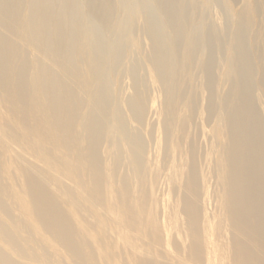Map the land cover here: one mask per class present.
I'll return each mask as SVG.
<instances>
[{"label":"bare ground","instance_id":"bare-ground-1","mask_svg":"<svg viewBox=\"0 0 264 264\" xmlns=\"http://www.w3.org/2000/svg\"><path fill=\"white\" fill-rule=\"evenodd\" d=\"M205 1L0 0V264H264V0H221L225 34ZM139 14L141 75L123 64ZM148 80L163 97L156 162ZM202 110L220 119L212 216L186 135Z\"/></svg>","mask_w":264,"mask_h":264},{"label":"rangeland","instance_id":"rangeland-1","mask_svg":"<svg viewBox=\"0 0 264 264\" xmlns=\"http://www.w3.org/2000/svg\"><path fill=\"white\" fill-rule=\"evenodd\" d=\"M205 2L207 4H205L204 7H202L203 21L206 24H214L215 27L218 25L219 31L222 34H225L228 17L226 16L225 9L221 3L222 1L221 0H206ZM240 3L241 2H238L237 5H240ZM226 17H227V20H226ZM143 19H144V16L142 14H139L136 17L135 29H134V34H136L135 37L138 40L140 39L139 48L142 49L141 50L142 52L140 51L139 48L132 49L123 58V64L125 66H131L133 64L138 66V70H137L138 75H141L142 69H140V67L143 64L145 55L150 49V42H149L147 34L145 33ZM131 53H133L134 55L133 54L131 55ZM129 59L131 62L129 61ZM196 72L199 74L198 70H196ZM122 75L120 77L119 84L121 85V95L123 97H126L132 91V77L125 73L123 76ZM196 80H197L196 84H198L200 81L199 76H197ZM201 95L204 97H202L201 99V96H200V99H199L200 106L199 107L203 109V106L206 104L205 92L201 91ZM148 99H149L150 104L146 111L147 113H145L144 123H143L144 126L142 128V132L147 141V145H146L147 155L152 161L156 162V160H158L161 156V151H162V146H163V142H162L163 136H162V127H161L163 97H162L161 88L157 82L148 80ZM219 120L215 116H208L206 112L202 110L200 113L197 112L195 116H193V120H191L189 124H187L186 126L187 127L186 128L187 140L189 141L191 140L195 142V145L197 149L199 150L200 167L202 171L205 173V183L204 184L206 185V192L203 194L204 197L201 198V200H202V205L205 207L209 215L215 214L219 209V193H220L221 186L219 184V177L216 173L217 172L216 170L218 168L217 158H219V155H217L215 151L216 148L218 147L217 145L218 140H217L216 133L214 131L215 126L219 124L218 123ZM176 157L178 158L179 155H177ZM157 188H158L159 195H165V197H167L169 200L168 201L169 204H172L174 196L173 194L168 193L170 191L169 190L170 185L167 179L166 170L162 171L160 178H159V183H158Z\"/></svg>","mask_w":264,"mask_h":264}]
</instances>
